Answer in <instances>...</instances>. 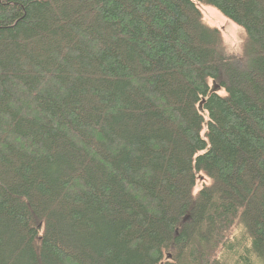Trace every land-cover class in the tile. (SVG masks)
<instances>
[{
	"label": "trees",
	"instance_id": "16d2710c",
	"mask_svg": "<svg viewBox=\"0 0 264 264\" xmlns=\"http://www.w3.org/2000/svg\"><path fill=\"white\" fill-rule=\"evenodd\" d=\"M234 254L264 264V0H0V264Z\"/></svg>",
	"mask_w": 264,
	"mask_h": 264
},
{
	"label": "rangeland",
	"instance_id": "374dc122",
	"mask_svg": "<svg viewBox=\"0 0 264 264\" xmlns=\"http://www.w3.org/2000/svg\"><path fill=\"white\" fill-rule=\"evenodd\" d=\"M204 20L212 27L220 30L224 35L225 43L228 51L238 58H242V46L245 41L246 32L244 28L240 27L232 20L224 16L218 9L210 5H200L199 6ZM246 63L244 59H239ZM219 90V89H217ZM221 95L225 94V91H220ZM200 188V187H199ZM240 237V235H238ZM244 252V251H243ZM236 254L232 256L231 264H242L236 260Z\"/></svg>",
	"mask_w": 264,
	"mask_h": 264
},
{
	"label": "water",
	"instance_id": "95a60500",
	"mask_svg": "<svg viewBox=\"0 0 264 264\" xmlns=\"http://www.w3.org/2000/svg\"><path fill=\"white\" fill-rule=\"evenodd\" d=\"M218 88H215V90H217Z\"/></svg>",
	"mask_w": 264,
	"mask_h": 264
}]
</instances>
